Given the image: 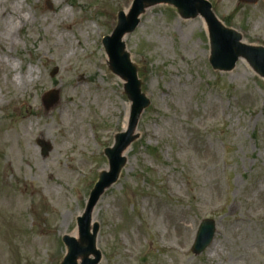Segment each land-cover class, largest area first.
Returning <instances> with one entry per match:
<instances>
[{"label":"rangeland","instance_id":"1","mask_svg":"<svg viewBox=\"0 0 264 264\" xmlns=\"http://www.w3.org/2000/svg\"><path fill=\"white\" fill-rule=\"evenodd\" d=\"M209 1L264 46V0ZM132 2L0 0V264H60L63 236L77 235L132 104L103 45ZM201 18L147 5L127 34L150 104L94 208L98 264H264V78L248 61L214 69ZM50 90L58 101L47 106ZM205 218L217 232L195 254Z\"/></svg>","mask_w":264,"mask_h":264},{"label":"water","instance_id":"2","mask_svg":"<svg viewBox=\"0 0 264 264\" xmlns=\"http://www.w3.org/2000/svg\"><path fill=\"white\" fill-rule=\"evenodd\" d=\"M240 1L256 4L260 0ZM159 3L174 6L184 18L201 15L205 19L211 43L210 63L214 69L230 71L236 66L238 60L244 59L264 78V46L248 44L240 31L226 26L213 11L209 0H133L128 11H119L116 25L113 31L103 38V45L111 71L124 79V90L132 102L128 127L116 135L111 147L105 149L108 169L100 173L89 194L85 210L77 219V235L65 234L63 236L66 252L60 264H98L102 259V252L97 246L100 223L93 221L94 208L105 190L118 180L126 162L125 151L136 138L135 132L139 118L150 104V100L142 91L138 68L126 48L124 37L137 28L147 5ZM57 101L56 90L46 93L45 104L47 106ZM39 142L43 154H48L51 145L42 140ZM216 230L215 220L204 219L201 222L192 247L195 254H200L208 247L214 239Z\"/></svg>","mask_w":264,"mask_h":264},{"label":"bare ground","instance_id":"3","mask_svg":"<svg viewBox=\"0 0 264 264\" xmlns=\"http://www.w3.org/2000/svg\"><path fill=\"white\" fill-rule=\"evenodd\" d=\"M24 18L23 17H21V16H17L16 18L14 17V16H12V19H11V25H14L15 26V24H17V23H20V24H22V23H24ZM201 24H202V26L204 27V29L206 30V32L208 33V25H207V23H206V21H205V19L204 18H201ZM9 27H10V23H9V25L8 26H6V30H5V32H4V35L6 36V37H9V38H13V36H14V34L13 33H11L10 32V29H9ZM127 35L124 37V39H127ZM240 60H242V62L244 63V65L245 66H247L248 65V63L246 62V60H244V59H240ZM249 66V65H248ZM123 83H124V79L123 78H119ZM126 106H125V119H124V122H123V128L124 129H126L127 127H128V118H129V113H130V105L127 103V104H125ZM127 151L128 150H126L125 152L127 153ZM22 202V201H21Z\"/></svg>","mask_w":264,"mask_h":264}]
</instances>
